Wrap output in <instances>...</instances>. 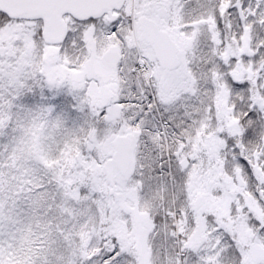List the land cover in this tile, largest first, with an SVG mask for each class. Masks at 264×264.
I'll use <instances>...</instances> for the list:
<instances>
[{"label": "snow or ice", "instance_id": "snow-or-ice-1", "mask_svg": "<svg viewBox=\"0 0 264 264\" xmlns=\"http://www.w3.org/2000/svg\"><path fill=\"white\" fill-rule=\"evenodd\" d=\"M0 264H264V0H0Z\"/></svg>", "mask_w": 264, "mask_h": 264}]
</instances>
